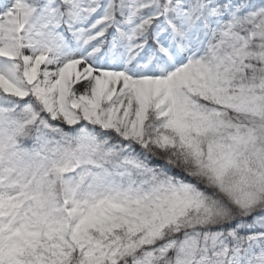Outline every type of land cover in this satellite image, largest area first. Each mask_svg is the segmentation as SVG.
<instances>
[{"label": "snow or ice", "instance_id": "1", "mask_svg": "<svg viewBox=\"0 0 264 264\" xmlns=\"http://www.w3.org/2000/svg\"><path fill=\"white\" fill-rule=\"evenodd\" d=\"M0 264H264V0H0Z\"/></svg>", "mask_w": 264, "mask_h": 264}]
</instances>
